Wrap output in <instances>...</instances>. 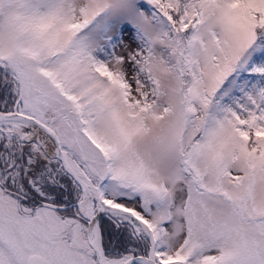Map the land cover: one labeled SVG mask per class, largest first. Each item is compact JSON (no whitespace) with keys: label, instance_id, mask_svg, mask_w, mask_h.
Returning <instances> with one entry per match:
<instances>
[{"label":"snow or ice","instance_id":"1","mask_svg":"<svg viewBox=\"0 0 264 264\" xmlns=\"http://www.w3.org/2000/svg\"><path fill=\"white\" fill-rule=\"evenodd\" d=\"M0 264H264V0H0Z\"/></svg>","mask_w":264,"mask_h":264}]
</instances>
